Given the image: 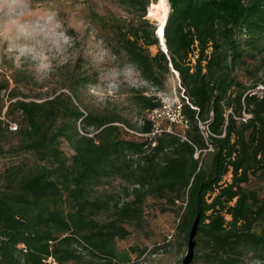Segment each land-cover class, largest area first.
<instances>
[{
  "label": "trees",
  "instance_id": "16d2710c",
  "mask_svg": "<svg viewBox=\"0 0 264 264\" xmlns=\"http://www.w3.org/2000/svg\"><path fill=\"white\" fill-rule=\"evenodd\" d=\"M124 1L135 16L91 11V23L157 89L176 73L178 119L157 126L149 115L163 104L142 89L128 97L133 121L82 110L84 78L36 100L3 72L0 264H133L139 248L117 240L148 208L175 213L176 245L195 247L184 264H249V253L263 263L264 0H167L165 52L144 18L156 0ZM117 179L120 192L97 191Z\"/></svg>",
  "mask_w": 264,
  "mask_h": 264
},
{
  "label": "rangeland",
  "instance_id": "374dc122",
  "mask_svg": "<svg viewBox=\"0 0 264 264\" xmlns=\"http://www.w3.org/2000/svg\"><path fill=\"white\" fill-rule=\"evenodd\" d=\"M160 10L159 0L151 1L144 18L157 26ZM167 10L168 15L169 5ZM91 11L124 18L136 15L124 0H23L17 7L18 15L0 19V76L3 72L6 77L18 76L22 96L36 100L66 91L68 81L84 78L76 88L82 110L100 113L115 110L133 121L136 117L128 97L132 89H142L163 104L160 116L153 113L157 126L163 125L166 114L177 119L180 99L176 73L170 70L172 74L167 76L164 89L143 80L132 64L109 53L91 23ZM150 50L154 53L156 47ZM41 63L47 64V69L38 70ZM62 149L72 153L67 143L62 144ZM225 179L229 180V176ZM123 185L117 179L97 191L120 192ZM146 212L147 221L142 228L132 229L126 238L117 240L119 249L139 248L137 253H131L133 264H184L181 260L187 250L194 252L195 247L194 243L176 245L175 213H161L152 208ZM245 262L264 264L250 253Z\"/></svg>",
  "mask_w": 264,
  "mask_h": 264
},
{
  "label": "clouds",
  "instance_id": "9594fccd",
  "mask_svg": "<svg viewBox=\"0 0 264 264\" xmlns=\"http://www.w3.org/2000/svg\"><path fill=\"white\" fill-rule=\"evenodd\" d=\"M23 3V0H0V19L4 16L18 15L17 7ZM48 65L41 63L38 70L47 69Z\"/></svg>",
  "mask_w": 264,
  "mask_h": 264
},
{
  "label": "bare ground",
  "instance_id": "6f19581e",
  "mask_svg": "<svg viewBox=\"0 0 264 264\" xmlns=\"http://www.w3.org/2000/svg\"><path fill=\"white\" fill-rule=\"evenodd\" d=\"M160 2V7L161 10L158 11L157 13V19H158V27H157V31H158V36L161 38V41L163 42V35H162V27L166 22V18H167V8H168V2L167 0H159ZM164 48V46H163Z\"/></svg>",
  "mask_w": 264,
  "mask_h": 264
},
{
  "label": "built area",
  "instance_id": "2783aa9c",
  "mask_svg": "<svg viewBox=\"0 0 264 264\" xmlns=\"http://www.w3.org/2000/svg\"><path fill=\"white\" fill-rule=\"evenodd\" d=\"M176 107H177L176 108V115H177V119H178V115H179V104ZM153 113H156V111H153L152 114H150L149 116L153 117L152 116V115H154ZM156 115H159L160 116V114H157V113H156ZM165 117L168 118V119H170L171 121L177 120L176 118H171V116H169L168 114H166ZM15 128H16V125L15 124H10L9 125V129L14 130ZM21 247H23V245H21ZM48 262H51V259L50 258L48 259ZM53 264H55V263L53 262Z\"/></svg>",
  "mask_w": 264,
  "mask_h": 264
},
{
  "label": "water",
  "instance_id": "95a60500",
  "mask_svg": "<svg viewBox=\"0 0 264 264\" xmlns=\"http://www.w3.org/2000/svg\"><path fill=\"white\" fill-rule=\"evenodd\" d=\"M155 33H156V36L158 37V40H159V44H160L161 49L165 52L166 51L165 44H164V42L161 41V38L158 36L159 34H158L157 29H156ZM163 46H164V48H163ZM194 225H195V223L193 224L192 229H193Z\"/></svg>",
  "mask_w": 264,
  "mask_h": 264
}]
</instances>
